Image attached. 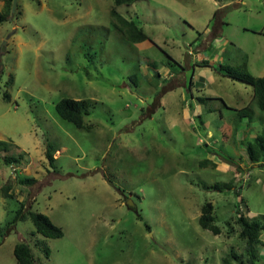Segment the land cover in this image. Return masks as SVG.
<instances>
[{
    "label": "rangeland",
    "instance_id": "1",
    "mask_svg": "<svg viewBox=\"0 0 264 264\" xmlns=\"http://www.w3.org/2000/svg\"><path fill=\"white\" fill-rule=\"evenodd\" d=\"M235 2L117 7L153 47L119 31L114 0H18L0 24V140L29 159L16 169L0 154V225L24 203L64 236L47 238L30 220L18 222L0 238V264H17L21 242L31 245L37 264H221L232 251L245 254L237 214L264 216V167L248 156V145L264 134V114L253 87L215 67L264 76V0ZM202 60L215 67L197 69L193 99L185 80L190 84ZM200 96L210 98L201 107ZM62 99L96 103L85 128L58 116ZM246 106L252 119L237 120L230 109ZM48 144L59 150L57 170L45 156ZM17 176L37 182L21 185ZM8 181L12 200L2 196ZM207 203L221 235L200 227ZM258 252L264 263V246Z\"/></svg>",
    "mask_w": 264,
    "mask_h": 264
},
{
    "label": "trees",
    "instance_id": "2",
    "mask_svg": "<svg viewBox=\"0 0 264 264\" xmlns=\"http://www.w3.org/2000/svg\"><path fill=\"white\" fill-rule=\"evenodd\" d=\"M4 2V9L0 12V24H4L10 20L12 13L13 0H0ZM137 0H114L115 7L112 10L111 15L116 17L120 27H117L119 31L128 37V40L132 44L140 43L145 40L150 39V36L144 32L143 28L138 26L134 21H128L117 11V7L132 5ZM235 1V0H232ZM202 35V34H201ZM125 37V36H124ZM154 64V63H153ZM195 69H193V76L191 78L190 84L188 80H185V87H188L194 99L192 88L196 85L195 77L197 74V69L202 67H215L214 64H211L210 61L202 60L194 63ZM218 74L224 78H229L235 81L242 82L253 87V100L256 102L259 110L264 114V76L263 77H254L248 72L239 71L234 69L230 65H219L215 67ZM14 78L11 76L8 80V84H13ZM4 100L9 102L11 101V96L7 94L4 95ZM210 100L209 97L200 96L198 98L199 105H204L206 101ZM221 100V99H220ZM224 102V100H222ZM95 102L92 100H74V99H62L56 106L55 111L61 119L74 124L77 128L83 129L85 125V117L91 115L92 109L95 107ZM228 107L227 103H225ZM192 109L194 105L190 106ZM231 108V107H230ZM233 110L237 115V120L250 118L252 119L253 110L250 107H242ZM196 111V108L193 109V113ZM211 112V111H210ZM199 114V113H198ZM199 118H202V115H198ZM236 120V122H237ZM236 125V123H235ZM226 128V127H225ZM232 130L236 131V128L233 127ZM12 147L11 143L0 140V154L1 159L4 165L18 167L21 166L24 162L28 161V157L25 151L18 153L17 155L11 154L10 149ZM59 150L56 149L53 145L48 144L46 147L45 156L48 160L50 167L54 170H57V159H55V154ZM248 156L253 164H257L259 167H264V134L259 135L255 138V142L248 145ZM211 161V160H210ZM214 168H217L218 165L211 161ZM241 171V168L238 169ZM17 174H19L17 172ZM19 176V175H18ZM16 177L18 183L21 185L34 184L37 182L35 177L33 178H20ZM217 190H231L233 186L231 184H216L213 186ZM2 196L5 199L12 200L16 198L12 193V184L6 183L2 187ZM202 214L199 218L200 227L204 230L210 231L213 235L218 236L222 234L221 228L216 225V217L214 213V206L212 203H207L201 210ZM138 219L143 220L142 216L138 214ZM30 220L34 227L35 232L41 234L47 238H61L64 236V232L57 227L53 221L45 214L32 210V206H29V209H26L24 203L20 204V208L17 210L15 216L7 220L5 226L0 225V238H4L6 234L11 231V229L17 225L18 222H23ZM237 225L240 227L239 238L245 242V254H238L235 251L227 254L222 258L221 264H264L260 262L258 247L264 246V241L262 240V234L264 233V216L263 220L250 219L241 213L237 214L236 219ZM146 228L150 230L148 224ZM231 233V231H230ZM40 243L38 242L37 245ZM43 253L46 258H50L51 250L47 247L43 249ZM14 255L17 260V264H37V259L34 254V250L28 243H18L14 248Z\"/></svg>",
    "mask_w": 264,
    "mask_h": 264
},
{
    "label": "crops",
    "instance_id": "3",
    "mask_svg": "<svg viewBox=\"0 0 264 264\" xmlns=\"http://www.w3.org/2000/svg\"><path fill=\"white\" fill-rule=\"evenodd\" d=\"M3 9H4V2L0 1V12L3 11ZM206 32H207V34H210V30L209 29H207ZM211 32H212V30H211ZM217 34H218V30H217V33L215 32V34H214V35H216L215 37H217ZM216 40H217V38H214V41L212 43H214ZM148 42L151 44V46H153V47L156 46V43L154 41L152 42L150 40L146 41V42H143L142 44H139V45L142 46L143 44H147ZM194 113H196V111Z\"/></svg>",
    "mask_w": 264,
    "mask_h": 264
},
{
    "label": "water",
    "instance_id": "4",
    "mask_svg": "<svg viewBox=\"0 0 264 264\" xmlns=\"http://www.w3.org/2000/svg\"><path fill=\"white\" fill-rule=\"evenodd\" d=\"M17 2H18V0H13L12 13H15V11H16V8H17Z\"/></svg>",
    "mask_w": 264,
    "mask_h": 264
},
{
    "label": "clouds",
    "instance_id": "5",
    "mask_svg": "<svg viewBox=\"0 0 264 264\" xmlns=\"http://www.w3.org/2000/svg\"><path fill=\"white\" fill-rule=\"evenodd\" d=\"M234 3H236L235 1H234ZM18 6V5H17ZM17 9V8H16ZM150 39H148V40H145V41H143V42H146V41H149ZM151 41V40H150ZM143 42H140V43H136V44H142ZM16 168V167H15ZM17 169V168H16ZM16 175H17V172H16ZM10 232V231H9Z\"/></svg>",
    "mask_w": 264,
    "mask_h": 264
}]
</instances>
